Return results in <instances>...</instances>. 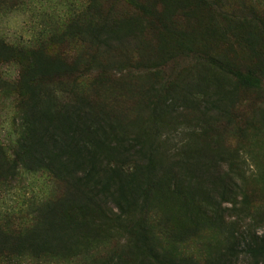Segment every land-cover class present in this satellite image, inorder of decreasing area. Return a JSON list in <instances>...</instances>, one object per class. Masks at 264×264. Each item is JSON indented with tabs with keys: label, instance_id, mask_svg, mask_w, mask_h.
I'll list each match as a JSON object with an SVG mask.
<instances>
[{
	"label": "trees",
	"instance_id": "obj_1",
	"mask_svg": "<svg viewBox=\"0 0 264 264\" xmlns=\"http://www.w3.org/2000/svg\"><path fill=\"white\" fill-rule=\"evenodd\" d=\"M201 32L166 30L157 70L176 56L191 55L202 67L231 79L236 90L260 89L264 57L256 37L245 39L241 48H248V60L239 66L211 55L200 44ZM76 72L74 66L42 56L26 76L22 133L6 174L49 177L59 194L34 205L18 233L0 229V260L199 264L185 253L184 244L217 225L212 207L215 194L222 198L224 191L223 186L217 191L223 182L215 177L218 161L198 142L208 131L205 116L213 103L198 99L192 83L185 88L155 84L146 91L150 116L142 122L145 127L131 134L119 119L78 93L76 85H66ZM188 104L200 113L188 116L200 132L182 131L192 120H185ZM223 253L218 246L204 264H224L223 257L237 256V247L231 244ZM245 253L252 264H264V238L253 239Z\"/></svg>",
	"mask_w": 264,
	"mask_h": 264
},
{
	"label": "rangeland",
	"instance_id": "obj_2",
	"mask_svg": "<svg viewBox=\"0 0 264 264\" xmlns=\"http://www.w3.org/2000/svg\"><path fill=\"white\" fill-rule=\"evenodd\" d=\"M166 30L202 31L200 44L211 55L241 66L248 60V48L241 46L250 34L264 57V0H0L1 232L18 233L34 205L59 194L49 177L6 174L22 133L25 79L45 56L76 67V84L67 80L66 85H76L78 93L119 119L131 134L144 128L142 122L150 116L146 94L150 86L177 83L185 88L192 83L198 99L211 100L214 106L203 110L208 131L198 142L218 161L215 177L223 182L217 191H223L220 186L224 191L222 198L215 194L212 207L217 225L203 230L201 239L185 242V253L204 264L211 251L219 246L224 254L232 244L237 256L221 261L252 264L246 246L264 238V81L260 89L236 90L231 79L202 67L191 55L176 56L157 70ZM238 33L241 38L234 36ZM188 107L185 120L200 115L192 104ZM194 125L193 119L184 124L183 133L200 132ZM114 236L118 241L119 235ZM82 263L0 260V264Z\"/></svg>",
	"mask_w": 264,
	"mask_h": 264
}]
</instances>
